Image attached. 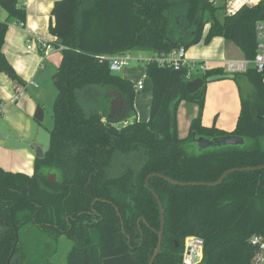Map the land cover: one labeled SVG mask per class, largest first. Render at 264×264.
Masks as SVG:
<instances>
[{"label": "trees", "instance_id": "obj_1", "mask_svg": "<svg viewBox=\"0 0 264 264\" xmlns=\"http://www.w3.org/2000/svg\"><path fill=\"white\" fill-rule=\"evenodd\" d=\"M0 9L7 13L0 20V72L24 84L3 47L11 24L25 26L27 12L19 0H0ZM216 10L210 0L55 2L49 31L62 60L52 76L57 96L50 145L36 158L32 176L0 168V264H36L27 232L73 241L67 264H150L162 224L153 192L165 213L163 247L154 264H182L189 236L204 241L202 264H253L250 239L264 238V170L233 173L217 187L176 186L159 177L147 186L153 174L216 183L230 169L264 165V73L253 65L243 73L252 92L248 97L241 89L236 127L226 132L202 123L207 80L225 76L223 69L197 77L204 85L189 94L187 69L158 62L175 49L216 37L253 61L264 3L222 21ZM128 51L153 54L145 65L153 84L147 121H130L137 113L136 83L110 70L109 58ZM114 92L127 101L123 119L110 118ZM182 102L199 108L185 139L177 128ZM193 133L206 139L235 135L245 144L200 151Z\"/></svg>", "mask_w": 264, "mask_h": 264}, {"label": "crops", "instance_id": "obj_2", "mask_svg": "<svg viewBox=\"0 0 264 264\" xmlns=\"http://www.w3.org/2000/svg\"><path fill=\"white\" fill-rule=\"evenodd\" d=\"M57 1L59 0H19L20 7H24L27 12L25 26L13 24L6 35L3 52L24 82L19 84L0 72V168L8 172L32 176L36 153L42 150L36 145L30 146L26 141L31 134L32 118L35 119L36 111L41 107L44 90L48 87V78L54 69H58L62 60V51L54 45L56 38L49 31L53 21L52 10ZM1 18L4 20L7 18V13L2 9ZM29 38L35 40L32 49H28ZM37 39L51 43L54 46L53 50L45 55ZM187 59L190 62L206 63L208 70L223 69L224 61L227 60H246L238 46L222 37L213 38L209 43L202 40L192 46L187 50ZM243 79H246L244 75H238L236 80L223 78L207 84L202 113L204 126H215L226 132L235 129L241 111L242 91L239 82ZM151 88L152 90L144 94L139 92L145 88L137 91L135 102L137 113L133 119L140 120V105L152 99L153 84ZM198 114L197 105L187 102L180 104L177 113L180 138L185 139L189 136L191 121ZM141 119L147 121L149 118Z\"/></svg>", "mask_w": 264, "mask_h": 264}, {"label": "built area", "instance_id": "obj_3", "mask_svg": "<svg viewBox=\"0 0 264 264\" xmlns=\"http://www.w3.org/2000/svg\"><path fill=\"white\" fill-rule=\"evenodd\" d=\"M212 5L219 9L224 16H233L243 8H256L264 3V0H210ZM257 51L253 61L247 60H227L224 61L223 71L225 75H236L245 73L248 68L253 65L259 73H264V19L257 21L255 25ZM35 40L29 38L27 41L28 49H32ZM37 43L43 49L44 54L48 55L53 50L54 46L51 43H46L41 39H37ZM59 49V48H58ZM61 50V48H60ZM152 58L144 59L146 62ZM143 60V61H144ZM133 61V58L124 53L113 55L109 58L110 70L114 74L120 73L125 67H128ZM158 62L163 66L172 67L175 70L187 69V80L193 81L197 74L203 75L207 72L206 63L201 61L190 62L187 59V50L178 48L167 54L159 57ZM34 84V83H31ZM144 88V80L136 83V89ZM251 245L255 249L253 264H264V238L262 236H253L250 239ZM204 260V241L197 236H189L185 239L183 250L182 264H202Z\"/></svg>", "mask_w": 264, "mask_h": 264}, {"label": "rangeland", "instance_id": "obj_4", "mask_svg": "<svg viewBox=\"0 0 264 264\" xmlns=\"http://www.w3.org/2000/svg\"><path fill=\"white\" fill-rule=\"evenodd\" d=\"M215 16L220 21L223 20L224 15H222V12L217 9ZM205 19L209 20L210 15L206 14ZM4 20V19H0ZM12 23L11 25H13ZM209 29V24L207 23L205 25V33ZM125 54L130 55L133 58V61H131L130 65L128 67H125L120 73H118L119 76L123 78L130 79L133 82H137L140 80H144L145 83V90L140 91L139 94H144V92L152 90V81L151 79L146 75L145 65L146 61L144 59L152 58L153 54L151 52L147 51H128L125 52ZM144 60V61H143ZM57 71V69H54L53 74ZM53 74L48 78L47 82V88L44 90V94L42 96V103L41 108L44 110V120L42 122L36 121L34 118H32V127H31V134L26 142L32 145H36L38 148L42 149L43 151H47L50 145V131L53 128L54 125V119H53V105L57 96V89L53 84L52 76ZM237 75H244V74H237ZM202 76L201 74L195 75L194 79L197 77ZM240 88L243 90V93L245 96H250V93L252 92V87L247 79L241 80L239 82ZM139 91V90H137ZM150 101L148 100L147 103H143V105H140L139 111L140 114V120L142 121L143 118H149L150 116ZM143 109V110H142ZM133 120V118L130 119V121ZM34 234H31L30 232H27V242L29 244L33 245V249L35 251V261L36 264H67L66 263V256L68 252L71 250V248L74 245V242L67 239L66 237H62L59 240H55L51 238L49 235L45 237V233L43 232H33Z\"/></svg>", "mask_w": 264, "mask_h": 264}, {"label": "water", "instance_id": "obj_5", "mask_svg": "<svg viewBox=\"0 0 264 264\" xmlns=\"http://www.w3.org/2000/svg\"><path fill=\"white\" fill-rule=\"evenodd\" d=\"M231 77H232V75L217 76V77L209 78L207 81H208V83H210V82H213V81H216L219 79L231 78ZM203 85H204L203 79H195V80H193L187 84V91L189 94H194L195 92L200 90L203 87ZM113 95H114L115 99L112 103V111H111L110 118L117 116L120 119H123L126 116V114H129V107L127 105V101L122 97V95L120 93L114 92ZM35 119L39 122H42L44 120V111L41 107H38L36 114H35ZM191 141L197 145V147L199 148L200 151H204V150L211 149V148H222V147H227V146H238V145H244L245 144L244 138L239 137V136H235V135H227V136L215 138V139H206L204 137H197V135L195 133H193ZM43 157H44V152L42 150L37 151L36 158L42 159ZM263 170H264V165L257 166V167L230 169V170L226 171L216 183L179 182V181L170 179L164 175L153 174L147 179V186L149 187V180L152 177H159L161 179H164L168 183H170L172 185H176V186H182V187H192V186L217 187V186L221 185L223 183V181L229 175H231L233 173H236V172H257V171H263ZM48 178H49L50 182H52L53 184H56V175L51 174L48 176ZM153 194H154V196L158 202V205L160 207L162 224H161V231L159 233L158 245H157V248L154 252V255L150 261V264L155 263L157 257L159 256V254L162 251L164 232H165L164 208H163V205L161 203L159 196L155 192H153Z\"/></svg>", "mask_w": 264, "mask_h": 264}, {"label": "flooded vegetation", "instance_id": "obj_6", "mask_svg": "<svg viewBox=\"0 0 264 264\" xmlns=\"http://www.w3.org/2000/svg\"><path fill=\"white\" fill-rule=\"evenodd\" d=\"M55 175V174H54ZM58 184L57 177H56V185Z\"/></svg>", "mask_w": 264, "mask_h": 264}]
</instances>
